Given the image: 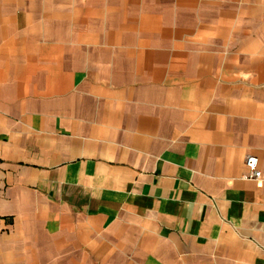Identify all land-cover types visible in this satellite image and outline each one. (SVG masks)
Segmentation results:
<instances>
[{
  "label": "crops",
  "instance_id": "obj_1",
  "mask_svg": "<svg viewBox=\"0 0 264 264\" xmlns=\"http://www.w3.org/2000/svg\"><path fill=\"white\" fill-rule=\"evenodd\" d=\"M0 264H264V0H0Z\"/></svg>",
  "mask_w": 264,
  "mask_h": 264
},
{
  "label": "built area",
  "instance_id": "obj_2",
  "mask_svg": "<svg viewBox=\"0 0 264 264\" xmlns=\"http://www.w3.org/2000/svg\"><path fill=\"white\" fill-rule=\"evenodd\" d=\"M246 166L248 172L245 174V178L253 180H262L263 174L259 167V158L255 155H249L246 158Z\"/></svg>",
  "mask_w": 264,
  "mask_h": 264
}]
</instances>
